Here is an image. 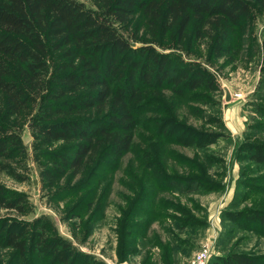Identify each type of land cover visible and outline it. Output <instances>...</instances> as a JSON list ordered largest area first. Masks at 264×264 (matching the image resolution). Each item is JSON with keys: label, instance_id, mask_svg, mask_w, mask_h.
<instances>
[{"label": "rangeland", "instance_id": "rangeland-1", "mask_svg": "<svg viewBox=\"0 0 264 264\" xmlns=\"http://www.w3.org/2000/svg\"><path fill=\"white\" fill-rule=\"evenodd\" d=\"M228 29L226 54L213 56L208 37L166 48L209 71L216 89L161 88L141 106L130 150L84 181L43 187L30 132L21 131L28 154L9 160L17 177L0 172V184L29 201L23 212L0 206V264H57L4 240L41 227L66 240L74 264H189L204 244L207 264L232 251L264 260V166L245 152L264 142V7Z\"/></svg>", "mask_w": 264, "mask_h": 264}, {"label": "trees", "instance_id": "trees-1", "mask_svg": "<svg viewBox=\"0 0 264 264\" xmlns=\"http://www.w3.org/2000/svg\"><path fill=\"white\" fill-rule=\"evenodd\" d=\"M91 2L0 0V172L17 177L9 160L28 154L25 127L43 187L65 176L84 181L117 161L130 150L151 95L216 89L209 71L166 48L208 37L213 56L226 54L228 28L264 7V0ZM245 152L250 164L264 166V142L247 144ZM28 201L0 184L1 207L23 212ZM32 232L9 231L4 240L21 256L48 253L57 264H74L65 239L46 227ZM213 260L264 264L236 251Z\"/></svg>", "mask_w": 264, "mask_h": 264}, {"label": "built area", "instance_id": "built-area-1", "mask_svg": "<svg viewBox=\"0 0 264 264\" xmlns=\"http://www.w3.org/2000/svg\"><path fill=\"white\" fill-rule=\"evenodd\" d=\"M210 254V247L204 244L196 251L189 264H207Z\"/></svg>", "mask_w": 264, "mask_h": 264}, {"label": "water", "instance_id": "water-1", "mask_svg": "<svg viewBox=\"0 0 264 264\" xmlns=\"http://www.w3.org/2000/svg\"><path fill=\"white\" fill-rule=\"evenodd\" d=\"M132 45H134L133 42H131ZM230 99V92L228 89H225V100L228 101Z\"/></svg>", "mask_w": 264, "mask_h": 264}]
</instances>
